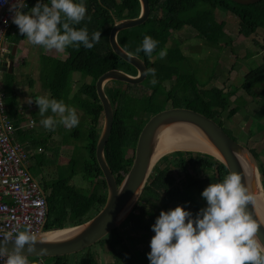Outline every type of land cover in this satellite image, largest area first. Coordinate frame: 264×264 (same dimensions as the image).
<instances>
[{
	"label": "trees",
	"instance_id": "trees-1",
	"mask_svg": "<svg viewBox=\"0 0 264 264\" xmlns=\"http://www.w3.org/2000/svg\"><path fill=\"white\" fill-rule=\"evenodd\" d=\"M35 3L36 0L29 1L28 8L34 6ZM149 3L152 13L162 11L163 16L160 19L151 18L140 27L126 31L119 36V41L122 47L133 54L145 35L159 42L151 57L145 56L143 52L137 55L145 61L149 68L156 69L157 84L151 85L149 83L151 77H147L146 81L141 84L142 90L138 97L131 92V89L136 86L127 84L119 87L118 82L108 84L110 87L108 86L107 96H109L114 109V120L112 132L105 147V158L118 185L132 166L135 147L142 128L147 120L163 110L158 106L159 102L167 104V107L170 108L180 107L193 110L214 120L222 127L221 116L228 109L230 99L234 95L232 92H224L219 88L207 89V84L198 85L196 75L191 70L184 69L189 65L186 54L197 50L189 43L193 38L187 39V43L190 44L189 52L184 51V44L168 48L175 38L174 32L188 25L197 31L195 39H204L206 46L220 47L223 31H215L212 20L216 10L225 11L237 18L238 33L245 38L255 34L259 29L264 30V0L253 5H241L233 0H149ZM85 6L86 19L75 27L86 26L89 34L101 32L100 41L92 49H84L82 46L79 49L66 48L70 56L64 62L58 61L54 57H39L38 73L42 77V87L48 89L53 98L63 99L66 105L73 106L83 112L82 127L86 126V128L85 130H79V128L74 130L71 136L77 141H81L86 135L87 140L83 149L88 154L84 160H81L79 156L71 158L68 166L64 167V170H69L67 175H60L43 188L48 203V217L44 231L69 228L90 220L104 206L107 197V186L95 156L96 144L101 131L100 121L103 115L95 85L98 78L104 73L121 68L119 65L121 59L111 50L109 35L115 22L138 17L140 4L138 0H85ZM28 8L24 11L26 12ZM131 32H138V34L134 35ZM10 34L13 37L12 45L14 46L27 39L19 33L18 27L14 24L10 29ZM256 42L264 46V38L261 41L258 39ZM160 51L166 53L163 58L159 57ZM153 58H155L154 62ZM214 70L216 72L214 78L218 79V69ZM81 75L88 79V83L83 85L78 92L69 95L67 90L70 87L72 76ZM4 76L5 90L12 96V99L6 102L8 117L17 129L23 123L20 112L16 108L18 97L14 93L20 89L21 83L17 81L14 69L11 74L5 73ZM172 76H176L177 83L171 91H166V86ZM262 80H264V57L263 64L245 77L241 89L247 94L253 95L255 85ZM32 94L34 93L32 92ZM261 99H264V94ZM239 109H232L227 118L233 117L239 112ZM251 117L254 120L263 118L261 112L254 113ZM247 119L249 120V117ZM21 131L16 132V140L24 144L30 136H33V132L32 130ZM32 146H37V144L33 143ZM251 152L256 157L255 153ZM173 156L177 157L173 164H177L180 173L186 179L176 183L175 179L169 175L168 168L165 170L158 167L157 170L156 166V168L154 167L156 171L152 172L149 183L138 202L147 199L149 191L164 192L168 195V203L175 201L179 205H184L187 210L193 213L194 217L201 208L206 206L201 192L210 183L222 180L228 174V170L220 162L204 154L194 156L189 152H179L178 155ZM259 166L260 172L263 174L264 185V166ZM61 168L59 167V169ZM79 175L85 182H88L89 187L95 185L96 188L93 191H88V194L79 191L73 183V179ZM151 177L153 178L151 179ZM99 179L101 181H98ZM137 211L136 206L125 224L135 223L139 220ZM145 230L147 231V229ZM118 232V230H114L111 233L112 241L105 240V243L110 245L112 251L115 252L116 264H134L133 254L130 251L133 249L126 245ZM115 233L118 236H115ZM100 243H103V240ZM50 260H52V264H71L69 256ZM84 263L81 262V264ZM86 263L98 264V261L93 257Z\"/></svg>",
	"mask_w": 264,
	"mask_h": 264
},
{
	"label": "clouds",
	"instance_id": "clouds-1",
	"mask_svg": "<svg viewBox=\"0 0 264 264\" xmlns=\"http://www.w3.org/2000/svg\"><path fill=\"white\" fill-rule=\"evenodd\" d=\"M4 4L9 5L11 22L30 45L63 52L68 47L92 49L100 41L101 32L89 34L86 26L75 27L86 19L85 0H36L31 8L25 0H13L10 4L9 0H0V6ZM158 43L145 35L135 54L143 52L151 57ZM165 55L164 51L159 52L160 58ZM143 75L151 77V85L157 84L155 68H146ZM35 97L42 117L40 123L46 130L54 131L57 125L71 130L79 125L76 108L66 105L63 99L49 94ZM26 103H33L32 96L27 97ZM201 197L206 206L194 217L184 205L162 210L156 217L151 225L154 235L147 253L149 264H264V244L258 235L264 221L246 208L249 203L254 205V198L242 182V175L229 171L222 180L205 187ZM0 238V264H29L25 248L31 253L42 243L30 227L21 228L19 224ZM46 253L47 249L41 248L38 255Z\"/></svg>",
	"mask_w": 264,
	"mask_h": 264
},
{
	"label": "water",
	"instance_id": "water-1",
	"mask_svg": "<svg viewBox=\"0 0 264 264\" xmlns=\"http://www.w3.org/2000/svg\"><path fill=\"white\" fill-rule=\"evenodd\" d=\"M138 1L139 17L115 22L109 35V44L113 53L131 65L137 71V75L131 76L114 69L101 75L95 85L97 98L103 110L95 156L107 186L106 202L93 218L80 225L37 234L42 243H38L36 250L31 253H28L25 248V254L29 255L28 259L37 257L40 261L78 254L98 244L114 230H119L140 200L157 162L176 152L204 154L220 162L228 172L240 173L242 182L246 184L254 198V205L249 203L246 208L259 220L264 221L263 174L260 172L256 157L250 149L233 140L214 120L190 109H167L147 120L137 140L132 166L121 183L117 184L105 158V147L110 138L114 120V109L106 95L105 85L109 82L139 85L146 79L143 75L146 69L143 61L126 52L117 41L120 32L134 29L147 22L150 14L149 1ZM233 1L241 5H253L262 0ZM16 50L17 46H14L13 55ZM13 66L14 61L7 62L3 64L1 72L11 74ZM169 133H176V136L163 144L164 137ZM176 139L179 143L183 140V142L197 144L201 149L194 151L173 148L176 146L173 145ZM258 235L261 243L264 244V226L258 229ZM41 248L47 249L46 255H38ZM8 249L9 251L12 249L11 242L8 244Z\"/></svg>",
	"mask_w": 264,
	"mask_h": 264
},
{
	"label": "rangeland",
	"instance_id": "rangeland-1",
	"mask_svg": "<svg viewBox=\"0 0 264 264\" xmlns=\"http://www.w3.org/2000/svg\"><path fill=\"white\" fill-rule=\"evenodd\" d=\"M212 20L214 22L215 31H223L220 47L215 48L212 46L204 45L205 40L202 38H200L201 40L195 39L197 36V32L189 27H186L184 28L183 32L176 33L174 35L175 38L171 41L168 48H175L180 42H184L186 45L185 51H188L190 44L187 43V39L194 37L191 41H189V43L195 46L197 50H193L189 54H186L189 65L187 63L188 66L184 69L191 70L196 75L199 86H204L205 84H207V89L219 88L223 89L224 92L234 90L236 94L241 93V97L246 99H243L241 101L242 103L240 102V100L235 102L237 98L236 96L231 99L228 109L221 116V120L223 122L222 128L227 134L230 135L231 138H234L236 142L253 151L256 155L258 164L264 166V118L252 120L251 117V114L257 111L259 105L261 109H264V99L261 100L260 98L256 97L250 101L252 97L249 98L248 96H245V92L241 90V85L244 84L245 77L250 72L254 71L257 67L263 64L262 57H254L253 59H251L250 57L251 53L254 54L255 52H260L261 49L264 48L263 45H260L256 42L258 41V39H260L261 41L264 38V30L259 29L255 34L251 35L247 39L239 35L238 19L233 17L230 13L216 10L213 14ZM12 41L13 37H11V34L8 33L6 38L7 45L11 46ZM201 41L203 42L201 43ZM199 44L201 45L198 48ZM31 46L32 45H30L28 42L19 44L14 56L15 58L13 69L16 77L18 78L17 81L21 83L20 91L23 90V87L26 89L27 86L30 85L32 80L36 86H39L41 83V80L39 78L38 80L36 79L37 76H39V73H37L39 64L37 65V62L34 58V56H38L39 53L36 50H40V52L43 51L48 55L55 56L58 61L62 62L66 61L70 56L69 52L66 49L63 52H58L57 54L55 50H42L39 46H35L37 47V49L33 50L31 49ZM29 49H31V51H29ZM29 53H34V55L28 57L27 54ZM214 54H219V68L217 66V63L213 61V58L215 57ZM5 58V56H2V60ZM27 66H29L30 68L27 69ZM25 69H27L28 71H26ZM214 69L219 70V80L214 78V74L216 73ZM240 69H242V71ZM184 72L187 73L186 71ZM236 73L238 74L236 75ZM3 76L4 75H2V77ZM3 79H5V76L3 77ZM237 81L239 82V85H233L237 83ZM175 82L176 76L172 77L171 83L169 81L166 88H171L172 84H174ZM78 83L79 81L76 82L77 86L71 90L72 95L81 89L82 85ZM35 85H33L34 89H36ZM256 86L264 89V86H258V83L255 85V87ZM27 90L28 89H26L25 91ZM253 90L258 93L261 92V90H259L258 88H254ZM30 93L32 96V92ZM27 97L29 96H26L21 100V102H25V106L29 105L28 103H26ZM66 101H68V99H66ZM245 103L247 104L248 108H246ZM239 104H242V109L239 110V113L235 114L230 119L227 118L229 112L232 109H234L236 106L237 108L241 106ZM243 104L245 106H243ZM29 106L30 108L28 111V115L37 118V124H34L32 129L38 139L37 146L34 147V149H36V151L40 149V153L42 154H39L35 158H33V161H29L28 167L33 177L38 181L41 187L44 188L47 184H50L51 181L60 177V175H67V172H69V170H64V167L68 166L71 158L79 156L81 160H84V158L88 157V154L83 149L87 140L85 138L86 135L83 136L81 141H77V139L71 136L73 131L78 128L79 130H85L86 126L82 127V124L84 122V114L82 111H78L80 123L77 127L68 130L61 125H57L54 131H50L46 130L40 123L42 117L40 115L38 116L37 111L32 109L31 105ZM158 106L160 107V109L163 108L162 111L170 108L167 107V104L161 102H159ZM248 113L249 120L245 121ZM49 114L50 113H46V115ZM41 139H44L45 141L42 142ZM162 160L164 159H160V161ZM164 165L159 164V166ZM59 167L62 168L59 169ZM169 167L171 166L168 165V168ZM62 170L64 171L62 172ZM98 181H101V179H99ZM73 183L79 191L86 194H88V191H93L96 188L95 185L89 187L88 182H85V180L82 179L81 175L75 177L73 179ZM152 201L155 202L156 200L146 201V206L145 203H141L140 205L146 208V210L149 212L154 208H157V204L160 203L159 201H157L156 203H153ZM123 226L125 225H122L119 228L118 233L122 236L126 245L133 249L130 250L133 254V263L149 264V261L146 260V258H141V253L138 252L137 248L135 247L136 244L133 242L134 239L127 235V233L125 232L126 230ZM130 233L132 234V232ZM110 237L111 234L103 239V243L99 242L91 248H88L78 254L69 256L71 264H81V262H85L84 264H87L86 262H88L90 258L94 257L93 254L95 255V259L98 261V264H116V259L114 256L115 252L112 251L110 245H107L105 243V240L109 239ZM28 260L31 264H39V260L37 257L29 258ZM42 260L43 264H52V260L50 259Z\"/></svg>",
	"mask_w": 264,
	"mask_h": 264
},
{
	"label": "built area",
	"instance_id": "built-area-1",
	"mask_svg": "<svg viewBox=\"0 0 264 264\" xmlns=\"http://www.w3.org/2000/svg\"><path fill=\"white\" fill-rule=\"evenodd\" d=\"M31 0H25L28 4ZM13 0H9V4ZM9 5L0 6V62L10 47L6 38L13 26ZM0 73V235L19 224L28 226L37 235L44 231L48 217V203L41 185L29 171L30 151L15 142L17 131L5 111V93ZM34 121L27 124L33 128ZM26 125V124H25ZM25 125L18 129L23 130Z\"/></svg>",
	"mask_w": 264,
	"mask_h": 264
},
{
	"label": "flooded vegetation",
	"instance_id": "flooded-vegetation-1",
	"mask_svg": "<svg viewBox=\"0 0 264 264\" xmlns=\"http://www.w3.org/2000/svg\"><path fill=\"white\" fill-rule=\"evenodd\" d=\"M149 1V0H148ZM149 6H150V3H149ZM151 9H152V7L150 6V14H149V18H148V20L147 21H149L151 18H153V19H160L162 16H163V13H162V11H156L155 13H152L151 12ZM152 14H154V15H152ZM139 17V16H138ZM138 17H136V18H138ZM128 19H130V18H128ZM132 19H135V18H132ZM124 20V19H123ZM140 27V26H139ZM186 27H189V28H191L190 26H188V25H185L182 29H180V30H178V31H175L174 32V35L176 34V33H181V32H183V30H184V28H186ZM136 28H138V27H136ZM135 29V28H134ZM191 29H193V28H191ZM132 30V29H131ZM194 31H196L195 29H193ZM126 31H128V30H125V31H122V32H120L119 34H118V36H117V41H118V43H119V45L122 47V45H121V43H120V41H119V36H121L122 34H124ZM197 32V31H196ZM131 34H134V35H136V34H138V32H131ZM198 34V33H197ZM194 38V37H193ZM174 40V39H173ZM181 44H184L183 45V49H184V51H185V43L184 42H180L177 46H181ZM16 46V45H15ZM10 47V50L8 51V53L7 54H5L4 56L6 57L5 59H3V60H1V62H0V73H1V76L2 75H4V73H2L1 72V69L3 68V64H5V63H7V62H10V61H14V56L15 55H13L12 53H13V45L12 46H9ZM126 52H128L127 51V49L126 48H124V47H122ZM128 53H130L131 55H133V56H136V57H138L139 59H141L142 61H143V63L146 65V63H145V61L141 58V57H139V56H137V55H135V54H133V53H131V52H128ZM15 54H16V52H15ZM49 57H52V55H48ZM11 57H13V59H11ZM2 58V57H1ZM153 60V62H154V60H155V58H153L152 59ZM120 64V66H121V68L120 69H118V70H121V71H123L124 73H126V74H128V75H131V76H136L137 75V71L131 66V65H129L128 63H126L125 61H123L122 59H121V61L119 62ZM14 68V67H13ZM146 68H149V66L148 65H146ZM172 77H174V76H172ZM147 79V78H146ZM146 79H145V81H146ZM144 81V82H145ZM170 81V83H171V81H172V78L169 80ZM88 83V79L86 78V77H84V81L82 82V86L83 85H85V84H87ZM109 83H111V82H109ZM109 83H107L106 85H105V91H106V95H108L107 94V90L109 89ZM177 83V79H176V82L174 83V84H172V86H171V88H169V89H167L166 91H171L172 90V88L175 86V84ZM142 84V83H141ZM141 84H139V85H131V86H136L135 88H132L131 89V92L134 94V95H136L137 97H138V95H139V93H140V91L142 90V85ZM127 84L126 83H122V82H118V86L119 87H123V86H126ZM129 85V84H128ZM109 86V87H108ZM122 90L124 91V89L122 88ZM127 90H128V88H127ZM108 98H109V96H107ZM109 100H110V98H109ZM110 102H111V100H110ZM112 104V103H111ZM113 107V106H112ZM172 108H174V107H172ZM177 108H180V107H177ZM168 109H171V108H168ZM167 110V109H166ZM161 112V111H160ZM159 113V112H158ZM179 153V152H178ZM178 153L176 152V153H173V154H170V155H167L165 158H163L164 160H162V161H160V162H158V164L156 165L157 166V170H158V167L159 168H163V169H165L166 170V168H168V165H170L171 167H169L168 168V172L170 173L169 175L171 176V177H173L174 179H175V182L177 183V182H180V180H184V179H186V177L184 176V175H182L181 173H180V171H179V168L177 167V164H173L174 163V161H175V159L177 158V157H175V156H173V155H178ZM189 153H192V152H189ZM194 156H196L197 154H199V153H192ZM165 161V162H164ZM176 163H178V160H176ZM159 164H161V165H164L163 167H160L159 166ZM156 166H155V168H156ZM196 166H198V165H196ZM155 168L153 169V171L152 172H154V170H155ZM156 171V170H155ZM152 174V173H151ZM154 174H156V173H154ZM153 177H151V179H152ZM169 178V177H168ZM203 178V177H202ZM158 191H156L155 193L154 192H148V197H147V199H145V200H143V201H140V202H138V204H137V208H138V211L136 212L137 213V215L140 217L139 218V220H137L135 223L134 222H131V223H128V224H125V226H123L124 227V229L126 230L125 232L127 233V235L128 236H130L131 238H133L134 240H133V242L136 244L135 245V247L137 248V250H138V252H140L141 253V258H146V260H148L147 259V253L150 251V247H149V243H150V239L152 238V236L154 235V232L151 230V225H153L154 224V222H155V219H156V217H158L159 216V214H160V212L162 211V210H164V211H167V210H169V209H174V207H176V206H178L179 204L177 203V202H175V201H173V202H170V203H168L167 202V194H165L164 192L163 193H158ZM148 200H156L155 202H153V203H156L157 201H159L160 203L159 204H157L158 205V207L157 208H154L153 210H151V211H147L146 210V208H144V207H142L140 204L141 203H145V206H146V201H148ZM187 209V208H186ZM145 229H147V231L145 230ZM131 230V231H130ZM130 232H132V234L130 233ZM115 236L117 235L118 236V234L117 233H115L114 234ZM111 241H112V239H111V237L109 238ZM109 239H107V240H109ZM128 246V245H127ZM129 247V246H128ZM93 256H94V258H95V255L93 254ZM149 261V260H148Z\"/></svg>",
	"mask_w": 264,
	"mask_h": 264
},
{
	"label": "crops",
	"instance_id": "crops-1",
	"mask_svg": "<svg viewBox=\"0 0 264 264\" xmlns=\"http://www.w3.org/2000/svg\"><path fill=\"white\" fill-rule=\"evenodd\" d=\"M10 33V32H9ZM248 39V38H247ZM25 42H28L27 41V39L26 40H24V41H22V42H20V44L21 43H25ZM12 46V45H11ZM16 46H18V45H16ZM13 47H14V45H13ZM40 47V46H39ZM38 47V48H39ZM31 49H37V47H35V46H31ZM31 49H29V51H31ZM42 49V48H41ZM42 50H44V49H42ZM36 51H38L39 53H38V56H34V58H35V60H36V62H37V65L39 64V57H47L48 56V54L47 53H45V52H40V50H36ZM35 52V51H34ZM56 53L58 54V52L56 51ZM250 54V53H249ZM33 56L34 55V53H29V54H27V56L29 57V56ZM214 58H213V61L214 62H216L217 63V66H218V68L220 67V62H219V54H214ZM27 57V58H28ZM52 57H54V58H56L55 56H52ZM254 57H262V61H263V57H264V49H261V51L260 52H255L254 54L253 53H251V59H253ZM248 58H249V55H248ZM57 59V58H56ZM30 67L29 66H27V69H29ZM258 68V67H257ZM27 69H25L26 71H28ZM241 71H242V69H240ZM240 72V71H239ZM24 73V72H23ZM22 73V74H23ZM37 73H38V71H37ZM241 73V72H240ZM218 75H219V70H218V73H217ZM238 73H236V75H237ZM4 77V76H3ZM3 77H2V79H3ZM36 78V77H35ZM38 78L41 80L42 79V77L41 76H37V80H38ZM237 78H238V76H237ZM16 79L18 80V78L16 77ZM83 79H84V76H72V78H71V81H70V87H68V93H69V95L71 94V90L72 89H74V87H76L77 86V84H76V82H78L79 81V83L78 84H82L81 82H83ZM4 80V79H3ZM217 80H219V78L217 79ZM42 82V81H41ZM3 85H4V83H3ZM33 85H35V83L33 82V80H32V82L30 83V85L29 86H27V88L26 89H28L27 91H25L26 89L23 87L22 89L23 90H21L20 91V89L19 90H16V92L14 93L15 94V96H17L18 97V103H17V105H16V108L18 109V112H20V118H21V120H22V123L23 124H25L26 123V125H25V128H24V130H22L21 132H26V130H32L33 128H29L28 126H27V124H28V122L30 121V120H33L34 121V123H35V125L37 124L36 123V120H37V118L36 117H33V116H31V115H28V111H29V108H30V106L28 105V106H25L24 104H25V102H21V100L23 99V98H25L26 96H31V91L34 93L33 95H32V98H33V104H31V107H32V109H34L35 111H37V113H38V105H36L35 104V99H36V97H35V95H44V94H49L50 95V91L48 90V89H45L44 87H42V84L40 83V85L39 86H36L35 85V87H36V89H37V91H36V89H34V87H33ZM233 85H239V82L237 81V83H235V84H233ZM264 86V80H262L261 82H259V84H258V86ZM81 86V85H80ZM79 86V87H80ZM78 87V88H79ZM231 87V86H230ZM241 88H242V85H241ZM256 88H258L259 90H261V92H255V91H253V95H249V94H247L246 92H245V96H248L249 98L250 97H252L251 99H250V101L253 99V98H260L261 99V96L264 94V89H262V88H260V87H255V89ZM2 90H3V92L5 93V111H6V114L8 115V108H7V103L6 102H8L9 101V99L11 100L12 99V96H11V94L9 95L8 93H7V91L5 90V85H4V87H2ZM242 90V89H241ZM24 92V93H23ZM228 92H232L234 95L231 97V99L233 98V97H237L236 98V100H235V102L236 101H239L240 100V102L244 99V100H246L245 98H242L241 96V93H237L236 94V92L234 91V90H229ZM27 94V95H26ZM50 97H52L51 95H50ZM231 99H230V102H231ZM262 100V99H261ZM242 103V102H241ZM238 104V103H237ZM239 105H241V106H239L238 108H240V109H242V104H239ZM245 105H246V108H248V106H247V104L245 103ZM244 104H243V106H245ZM235 108H237V106L235 107ZM239 109V110H240ZM77 110V112L79 111L78 109H76ZM246 112H249V111H246ZM257 112H261L262 113V116H263V118H264V109L262 108H260V105H259V107H258V109H257V111L255 112V113H257ZM239 113V112H238ZM254 114V113H253ZM252 115V114H251ZM9 116V115H8ZM30 118H29V117ZM38 116H39V113H38ZM247 116L249 117V113L247 114ZM28 117V118H27ZM247 117V118H248ZM232 118V117H231ZM245 119V121H247L248 119ZM27 119H28V121H27ZM39 119V118H38ZM252 120H253V118H252ZM251 120V121H252ZM38 122V121H37ZM253 122V121H252ZM21 123V124H22ZM22 124V125H23ZM22 125L19 127V128H21L22 127ZM17 131H18V128H17ZM16 131V132H17ZM33 132V131H32ZM16 134L17 133H15V136H14V140H15V142H18L17 140H16ZM38 139H37V136L34 134V132H33V136H30L28 139H27V141L24 143V144H21V145H24V146H26L27 148H28V150L30 151V156H31V160L30 161H33V158H35L37 155H39V154H42V153H40V149L38 150V151H36V149H34V147H36V146H32V144L33 143H35V144H37V141ZM41 141L42 142H44L45 140L44 139H41ZM19 143V142H18ZM39 148V147H38ZM34 153V154H33ZM29 264H31V263H29Z\"/></svg>",
	"mask_w": 264,
	"mask_h": 264
},
{
	"label": "bare ground",
	"instance_id": "bare-ground-1",
	"mask_svg": "<svg viewBox=\"0 0 264 264\" xmlns=\"http://www.w3.org/2000/svg\"><path fill=\"white\" fill-rule=\"evenodd\" d=\"M175 136H176V133L167 134L164 137V139H163V144H165L168 139L174 138ZM173 145H176V146H173V148H179V149H182V150H194V151H197V150L201 149L197 144H193V143H190V142H183V140H180V143H179V140H177V139L175 140V144H173Z\"/></svg>",
	"mask_w": 264,
	"mask_h": 264
}]
</instances>
